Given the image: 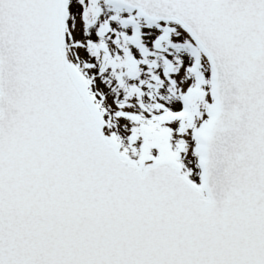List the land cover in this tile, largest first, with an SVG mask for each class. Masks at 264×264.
Returning <instances> with one entry per match:
<instances>
[{
  "label": "snow or ice",
  "instance_id": "obj_1",
  "mask_svg": "<svg viewBox=\"0 0 264 264\" xmlns=\"http://www.w3.org/2000/svg\"><path fill=\"white\" fill-rule=\"evenodd\" d=\"M0 264H264V0H0Z\"/></svg>",
  "mask_w": 264,
  "mask_h": 264
}]
</instances>
